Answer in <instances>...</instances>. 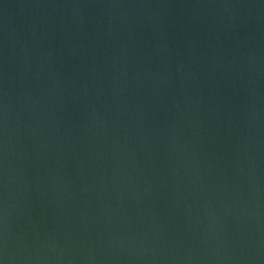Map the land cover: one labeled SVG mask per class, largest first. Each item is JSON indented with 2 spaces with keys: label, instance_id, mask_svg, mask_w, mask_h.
Wrapping results in <instances>:
<instances>
[{
  "label": "water",
  "instance_id": "1",
  "mask_svg": "<svg viewBox=\"0 0 264 264\" xmlns=\"http://www.w3.org/2000/svg\"><path fill=\"white\" fill-rule=\"evenodd\" d=\"M0 264H264V0H0Z\"/></svg>",
  "mask_w": 264,
  "mask_h": 264
}]
</instances>
